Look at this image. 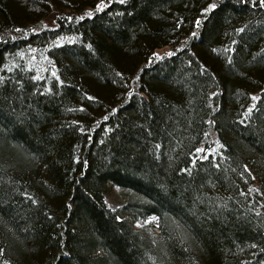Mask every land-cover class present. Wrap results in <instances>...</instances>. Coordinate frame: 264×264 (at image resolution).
<instances>
[{
    "label": "trees",
    "instance_id": "1",
    "mask_svg": "<svg viewBox=\"0 0 264 264\" xmlns=\"http://www.w3.org/2000/svg\"><path fill=\"white\" fill-rule=\"evenodd\" d=\"M0 264H264V2L0 0Z\"/></svg>",
    "mask_w": 264,
    "mask_h": 264
},
{
    "label": "rangeland",
    "instance_id": "2",
    "mask_svg": "<svg viewBox=\"0 0 264 264\" xmlns=\"http://www.w3.org/2000/svg\"><path fill=\"white\" fill-rule=\"evenodd\" d=\"M170 47H162L159 48L156 51V55L161 56L162 54L170 52ZM130 193V192H129ZM105 201L107 204L112 208L120 207L125 202V197L123 190L119 188L118 186H114L106 195H105ZM157 221V218L155 216H150L147 219H140L137 220L135 223V226L137 228H146L148 230H152L151 233L153 235L158 234V231L156 230L155 223Z\"/></svg>",
    "mask_w": 264,
    "mask_h": 264
},
{
    "label": "snow or ice",
    "instance_id": "3",
    "mask_svg": "<svg viewBox=\"0 0 264 264\" xmlns=\"http://www.w3.org/2000/svg\"><path fill=\"white\" fill-rule=\"evenodd\" d=\"M262 2H264V0H262Z\"/></svg>",
    "mask_w": 264,
    "mask_h": 264
}]
</instances>
